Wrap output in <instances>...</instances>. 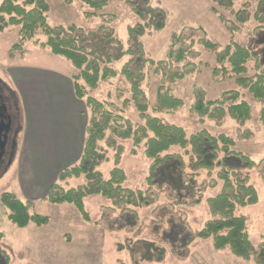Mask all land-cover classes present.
Segmentation results:
<instances>
[{
    "label": "rangeland",
    "instance_id": "1",
    "mask_svg": "<svg viewBox=\"0 0 264 264\" xmlns=\"http://www.w3.org/2000/svg\"><path fill=\"white\" fill-rule=\"evenodd\" d=\"M46 1L50 6L48 21L53 26L74 24L92 30L102 23L98 16H86L92 10L81 0ZM151 5L167 14L166 27L162 31L152 32L141 39L148 57L155 61L166 58L174 32L187 28V34H191L189 27L201 31L193 33L200 52L194 59L196 68L184 79L168 84L172 93L183 99L184 105L174 113H150L185 128L189 134L202 129L213 134L225 133L234 138L236 151L259 163L264 159L263 102L239 86L235 77L216 79L212 71L218 65L216 52L198 45V39L205 33L219 48L232 41L250 46L257 51L264 67V43L256 44L264 38V28H257L259 23L254 17L258 0H235L229 9L218 6L213 0H151ZM244 6L251 17L249 21L239 23L234 13ZM102 13L116 15L113 24L116 35L127 46L128 28L139 21L130 6L125 0H113ZM228 22L236 24L237 29L231 31ZM18 33L17 26L0 33V88L13 104L19 101L22 127L15 150L7 156L5 167L0 169V197L5 192L13 193L30 203L32 213L48 217L49 222L41 226L31 223L19 229L8 219L9 211L0 204V231L5 234L0 246L8 256L0 254V264H255L235 257L228 250L217 251L211 239H194L190 243V235L211 219L207 200L220 192L221 182L216 187H208L198 205L178 204L180 199L170 198L175 195L171 189L154 188L153 204L135 207L134 212L126 217L120 210L113 209L107 198L89 196L84 204L90 221H86L72 204H52L44 200L49 187L58 181L59 173L79 162L84 144L83 130L89 122L90 111L85 102L73 94L74 67L42 46L46 40L42 32L25 44L24 54L10 55L13 45L19 42ZM128 59L126 56L113 64L118 76L102 84L95 96L118 103L130 97L129 83L120 74ZM256 64V58L249 60L247 75L257 71ZM153 68H147L144 84L151 104L155 102L161 84V75L155 74ZM229 90L240 91L243 99L251 105L252 116L245 124L240 125L229 116L217 121L191 112L190 108L198 97L215 100ZM125 115L135 123L141 121L132 104ZM241 130H251L252 135L239 137ZM122 143L121 160L117 162L115 152L109 149V160L99 167V171L109 179L111 170L120 167L127 175L125 187L145 190L151 161L145 156L144 147L133 155L132 140ZM173 151L183 152L178 148ZM261 167L248 172L258 192V202L237 209V214L247 217L248 233L256 246L264 242ZM216 174L217 171L212 174L215 179ZM197 181L199 186L203 181L211 183L208 172L202 171ZM83 184L85 178L80 177L68 180L64 186L75 188ZM187 243L189 245L185 248Z\"/></svg>",
    "mask_w": 264,
    "mask_h": 264
},
{
    "label": "trees",
    "instance_id": "2",
    "mask_svg": "<svg viewBox=\"0 0 264 264\" xmlns=\"http://www.w3.org/2000/svg\"><path fill=\"white\" fill-rule=\"evenodd\" d=\"M112 1L81 0L92 10L86 13L88 18L98 16L102 20L96 29L87 30L74 24L51 25L48 21L50 6L46 0H0V33L11 26L19 27V42L13 45L10 55L18 52L24 54L25 44L42 32L46 37L42 46L48 47L52 54L65 59L74 67V95L84 101L90 111L79 162L59 173L58 181L49 187L44 200L52 204H72L86 221H90L84 204L85 198L89 196L101 195L107 198L113 209L120 210L126 217V214L134 212L135 207H149L153 204L154 188L171 189L175 195H170V198L180 199L178 204L198 205L203 200L205 190L221 182L220 192L207 200L211 219L190 235V243L194 239H211L217 251L228 250L237 258L264 264V242L254 245L248 233L247 217L237 214L239 207L258 202V192L248 172L262 166L261 174L264 178V159L257 163L243 152L236 151L234 138L225 133L213 134L202 129L189 134L185 128L165 122L150 113H174L184 105L183 99L174 95L168 84L184 79L196 68L194 59L200 52L193 33L201 29L189 27L191 34H187V28L174 32L166 58L155 61L148 57L141 39L166 27V12L152 6L151 0H125L139 19L138 23L129 26L125 46L113 26L117 20L116 15L102 13ZM213 1L229 9L235 0ZM234 14L239 23H245L251 17L247 6ZM254 17L259 23L257 28H264V0H258ZM221 18L226 21L224 17ZM227 25L231 31L237 29L234 23L228 22ZM198 40V45L216 52L219 66L216 65L212 70L215 78L235 77L239 86L264 104V67L256 50L234 41L219 48L205 33ZM262 43L264 38L256 42L257 45ZM126 56L129 59L122 66L120 74L129 83L130 97L121 103L101 100L94 93L102 84L118 76L119 72L113 64ZM252 58L257 59V71L247 75V63ZM149 66L154 67L155 74L161 75V84L153 104L144 89ZM131 104L140 122L135 123L125 115ZM190 110L199 117L217 121L229 116L240 125L252 116L251 105L238 90L226 91L215 100L207 101L204 97H198ZM261 121L264 125V105ZM251 135V130H241L239 137ZM125 140H132L133 155L144 147L145 156L151 161L145 190L125 187L127 175L120 167L111 170L109 179H105L99 171V167L109 160V149L115 152L117 162L121 160L124 152L122 142ZM174 148L183 152H175ZM202 171L208 172L211 183L203 181L199 186L197 177ZM216 171L217 179L212 177ZM80 177L85 178V184L75 188L64 186L68 180ZM0 204L9 211L8 219L19 229L31 223L41 226L49 222L48 217L32 213L30 203L20 200L11 192L1 195ZM4 237V232L0 231V243ZM0 254L8 257L1 246Z\"/></svg>",
    "mask_w": 264,
    "mask_h": 264
},
{
    "label": "flooded vegetation",
    "instance_id": "3",
    "mask_svg": "<svg viewBox=\"0 0 264 264\" xmlns=\"http://www.w3.org/2000/svg\"><path fill=\"white\" fill-rule=\"evenodd\" d=\"M21 130L20 103L16 100L13 104L0 88V169L5 167L7 156L15 150Z\"/></svg>",
    "mask_w": 264,
    "mask_h": 264
},
{
    "label": "crops",
    "instance_id": "4",
    "mask_svg": "<svg viewBox=\"0 0 264 264\" xmlns=\"http://www.w3.org/2000/svg\"><path fill=\"white\" fill-rule=\"evenodd\" d=\"M23 91H25V90H23ZM73 94H74V92H73ZM32 122H33V121H32ZM87 124H88V123H86L85 128H84V130H83V133H84V135H83V136H84V140H85V135H86ZM84 140H83V142H84Z\"/></svg>",
    "mask_w": 264,
    "mask_h": 264
}]
</instances>
